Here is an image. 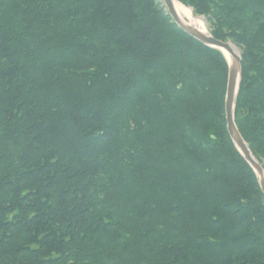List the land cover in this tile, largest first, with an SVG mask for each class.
Returning a JSON list of instances; mask_svg holds the SVG:
<instances>
[{"label": "trees", "instance_id": "obj_1", "mask_svg": "<svg viewBox=\"0 0 264 264\" xmlns=\"http://www.w3.org/2000/svg\"><path fill=\"white\" fill-rule=\"evenodd\" d=\"M175 1L264 170V0ZM226 82L159 0H0V264H264Z\"/></svg>", "mask_w": 264, "mask_h": 264}, {"label": "water", "instance_id": "obj_2", "mask_svg": "<svg viewBox=\"0 0 264 264\" xmlns=\"http://www.w3.org/2000/svg\"><path fill=\"white\" fill-rule=\"evenodd\" d=\"M161 2L163 4L162 8L172 19L173 24L176 25L177 28L180 29L183 33H185L187 36L191 37L195 41L199 42L203 46L219 51L223 56H224L223 51H226L228 54H230L231 63L228 62L224 56L227 63V82H226V92L224 99V116L226 123V131L232 143L236 147V149L239 151V153L242 155L244 160L254 171L258 180L259 187L264 195V170L252 155L247 144L244 142L240 133L238 132L234 122L235 100L241 79L240 55L238 56L235 55V57H233L232 54L228 51V47L233 46L230 42H222L216 40L210 35V33L207 30L205 33H203L200 30L196 29L195 27H191L190 25L180 20L174 9L172 0H171V5H172V10L175 12V17H173L170 14V11L165 5L164 0H161Z\"/></svg>", "mask_w": 264, "mask_h": 264}, {"label": "bare ground", "instance_id": "obj_3", "mask_svg": "<svg viewBox=\"0 0 264 264\" xmlns=\"http://www.w3.org/2000/svg\"><path fill=\"white\" fill-rule=\"evenodd\" d=\"M172 2H173L174 9H175L178 17L180 18V20H182L184 23L190 25L191 27H195L196 29L200 30L203 33L206 32L205 22L204 21H203V24H202V21H201L200 18H196L195 16L192 15L191 10H189V9H188L189 11L186 10L185 7H183L182 5H180L175 0H172ZM202 27H204V28H202ZM230 47L234 51L235 55L238 56L239 54H237V52L234 49V47L233 46H230ZM223 54H224L226 60L228 62H230V60H231L230 54H228L226 51H223Z\"/></svg>", "mask_w": 264, "mask_h": 264}, {"label": "snow or ice", "instance_id": "obj_4", "mask_svg": "<svg viewBox=\"0 0 264 264\" xmlns=\"http://www.w3.org/2000/svg\"><path fill=\"white\" fill-rule=\"evenodd\" d=\"M165 2V5L167 6V8L169 9L170 11V14L175 17V12L172 10V5H171V0H164ZM227 47V46H226ZM228 51L232 54L233 57H235V53L234 51L232 50L231 47H228ZM231 63V61H230Z\"/></svg>", "mask_w": 264, "mask_h": 264}, {"label": "rangeland", "instance_id": "obj_5", "mask_svg": "<svg viewBox=\"0 0 264 264\" xmlns=\"http://www.w3.org/2000/svg\"><path fill=\"white\" fill-rule=\"evenodd\" d=\"M159 1H160V3H161V6H163V4H162L161 0H159ZM181 5H182V4H181ZM184 7H185V6H184ZM185 9H186V10H188V9H189V10H191V9H190V8H188V7H185ZM189 10H188V11H189ZM164 11H165V10H164ZM191 12H192V10H191ZM191 12H190V13H191ZM192 14H193V12H192ZM193 16H194V14H193ZM195 17H197V16H195ZM199 18L201 19V21H202V24H203V21L205 22V19H204V17H201V16H200ZM187 23H188V22H187ZM203 26H204V25H203ZM205 27H206V22H205ZM202 28H204V27H202ZM206 30H207V28H206ZM232 45H233V44H232ZM233 46H234V45H233ZM234 47H235V46H234ZM234 49L236 50L237 54H239V55H240V51H239V50H238L236 47H235ZM238 52H239V53H238Z\"/></svg>", "mask_w": 264, "mask_h": 264}]
</instances>
